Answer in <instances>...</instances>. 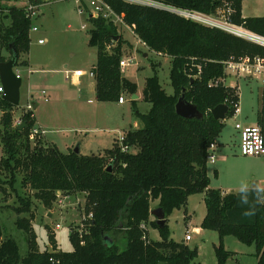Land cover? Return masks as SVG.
Returning a JSON list of instances; mask_svg holds the SVG:
<instances>
[{
    "label": "trees",
    "instance_id": "trees-1",
    "mask_svg": "<svg viewBox=\"0 0 264 264\" xmlns=\"http://www.w3.org/2000/svg\"><path fill=\"white\" fill-rule=\"evenodd\" d=\"M25 1L41 7L45 0ZM105 1L149 51L170 58L173 94L165 91L158 76L147 78L143 98L149 111L136 114L142 128L125 133V145L130 150L122 152L117 139L112 149L91 156L74 151L64 154L51 145L32 146L34 112L23 113L21 125L25 127L20 129L14 124L17 107L2 100L0 143L4 156L0 159V171L12 175L11 186L21 174L22 187H29L47 205L58 192L66 197L83 193L85 215L92 213L93 219L80 237L71 231L73 251L63 252L58 250L53 235L48 240L52 251L41 249L32 226L33 215L30 219L19 218L17 228L26 234L29 249L24 258L18 243L6 238L0 226V264H193L198 247L171 239L168 218L174 211L186 209L190 196L202 193H206L207 214L201 228L215 231L220 237L217 264H227L233 256L223 244L228 236L254 245L257 264H264V191L243 189L224 194L209 188L207 173L210 148L225 128L223 121L212 116V110L226 104L230 108L228 118H233L240 102L237 89L210 87V82L225 78L226 61L264 58V47L166 9L122 0ZM150 1L207 16L216 15L227 3L233 11V25L264 37V17L244 18V0ZM83 7L88 10L84 3ZM7 16L11 20L9 26L3 27L0 18L1 47L11 55L14 47L20 60L22 54L30 51L32 21L24 9L11 8ZM88 20L93 25L89 45L97 48V101L119 102L124 93L135 95L137 85L123 76L120 67L126 41L117 26L102 17L94 19L89 15ZM116 37L120 39L116 41ZM5 61L0 58V63ZM183 95L204 115L203 119L188 120L177 115L176 104ZM257 125L264 136V104ZM19 202L16 212L29 213L32 200L19 196ZM155 202L158 205L152 208ZM156 209H161L167 219L164 228L158 226L155 218L151 219V212ZM148 228L159 232L160 241L149 238ZM106 237L113 239V243L106 242Z\"/></svg>",
    "mask_w": 264,
    "mask_h": 264
},
{
    "label": "rangeland",
    "instance_id": "rangeland-1",
    "mask_svg": "<svg viewBox=\"0 0 264 264\" xmlns=\"http://www.w3.org/2000/svg\"><path fill=\"white\" fill-rule=\"evenodd\" d=\"M25 5V0H0V18H2L3 27L10 24L11 20L7 16L9 9H23ZM78 6L77 0H45L39 9V17L32 20V27H37L38 32H31L30 29V51L20 56L18 65L13 69L15 75H20L22 80L20 105L14 111V124L18 126L16 122L21 119L28 106L37 105L38 108L33 111L37 120L45 127L46 133L43 136L44 140L38 137L32 141V146L39 144L56 146L64 154H69L78 148L80 154L84 156L100 155L112 149L116 140L125 134L128 128H134L137 123L143 126L136 114L146 113L149 109V105L143 98L147 78L158 76L165 91L169 95L173 94L169 78L171 60L149 51L138 41L130 27L115 19L114 25L126 41L123 45L122 60L132 58L130 64L122 69L123 76L137 85L135 95L139 97V100L134 102V95L124 93L122 95L124 104L98 102L95 97L96 89L91 90L95 79L89 75L81 78L82 83L89 84L86 95L79 94L78 88H74L71 82L65 79L64 72L81 70L89 73L92 71L96 65L97 48L89 45L90 32L93 29V25L88 20L89 14H81ZM242 8L246 17H264V0H244ZM215 17L218 15H213V18ZM83 25L86 26L85 29L82 28ZM40 39L47 41L39 44ZM144 54L148 57H144ZM0 58L5 59V62L11 58V53L1 47V42ZM221 85L237 89L240 95L239 106L243 115L247 116L249 121H254L257 110H260L264 104V83L229 76L228 80ZM0 86H2L1 81ZM1 101L2 95H0ZM1 115L0 108V119ZM234 122V118H227L224 123L229 129ZM38 128H40L39 124L35 123L34 129ZM227 152L229 155L226 160L218 161L217 164H212L209 160L211 188L230 190L233 194L239 192V189L250 187L262 188L261 190L264 191V156H242L239 142L236 147L228 146ZM3 156L4 151L0 143V159ZM214 168L218 169L217 175ZM11 177L12 175L8 172L0 171V226L6 238H11L18 243L21 258L26 257L29 249L27 236L24 231L17 228L16 222L19 218L30 219L32 215L34 217L32 226L41 249L47 248L52 251L48 240L49 236L53 235L57 239L59 251H73L71 231L80 237L87 229L89 222L85 217V195L71 193L66 198L59 192L56 199L47 205L37 199L35 192L29 187H22L21 174L16 176L14 186L10 184ZM19 196L32 200L29 213L19 215L16 212L20 206ZM193 207L195 206L191 203L190 214H192V222L196 225L202 211L195 209L193 213ZM185 215V211L182 210L170 218L171 234L177 241L185 239L187 231L183 220ZM58 224L61 227L56 229ZM154 230L148 228L149 238L160 241L157 240L159 232ZM187 243L191 247H198V257L193 264H217L216 247L220 245L217 232L208 231L201 236L193 235L192 241ZM223 244L226 250L233 253L227 264H257L254 245H245L233 236L225 237Z\"/></svg>",
    "mask_w": 264,
    "mask_h": 264
},
{
    "label": "built area",
    "instance_id": "built-area-1",
    "mask_svg": "<svg viewBox=\"0 0 264 264\" xmlns=\"http://www.w3.org/2000/svg\"><path fill=\"white\" fill-rule=\"evenodd\" d=\"M79 5H82L79 9L81 14H89L92 18H100L106 19L107 21L112 20L110 22H115V19L119 20L121 23L123 20L120 16H118L112 8L106 3L105 0H77ZM128 3L138 4V5H144V6H151L159 9H166L169 10L175 14H178L186 19L192 20L193 22L208 26L217 28L220 30H223L227 33H230L234 36L243 38L245 40L253 41L251 39H248L246 37H243L242 35L238 34L237 30H243L248 33H251L241 27L235 26L230 22V18L233 14V11L231 10L230 6L226 3L225 8L220 9L217 12L218 17L213 18V16H207L201 13L197 12H191V11H184V10H178L173 8H167L164 7L158 3L152 2L150 0L142 1V0H122ZM83 3L87 5L88 10H86L83 7ZM41 7H38L31 3L30 1H26V5L24 6V10L26 13V16L32 21L33 19L39 17L40 9ZM83 29L86 28L85 25L82 26ZM31 32H38L37 27H31ZM253 34V33H251ZM256 35V34H254ZM258 36V35H256ZM258 38H262L258 36ZM257 42V41H253ZM39 44H44L45 40H39ZM142 43V42H141ZM258 44L264 46V43L257 42ZM144 47L146 45L142 43ZM147 48V47H146ZM148 49V48H147ZM132 61V58H129L128 60H121L120 67L121 69L127 67L130 62ZM225 68V78H222L221 80H218L217 82H210V87L212 86H220L221 83L224 84L225 81L228 80L229 76H232L233 78H240V79H253V80H260L262 83H264V58L261 57H255L253 59L250 58H241L238 60L231 59L229 61H226L223 63ZM86 75H89L91 78H95L94 69L90 71L89 73H86L84 71L78 70V71H67L66 72V79H71L72 77L76 78H82ZM18 78H21L20 75H17ZM237 88V87H236ZM4 91L3 88L0 87V95H3ZM45 95V93H43ZM120 104H124L125 100L123 97L119 100ZM33 111L32 106H28V109L26 111ZM240 113L239 106L236 107L235 113L233 118H235ZM22 124L21 119L16 122V125L20 126ZM235 130L239 134V150L240 154L245 157H263L264 156V136L262 133V129L258 126H245L241 123L235 124ZM42 130L41 129H32L30 134L31 141L35 140L38 137H42ZM126 135L123 134L119 137L118 141L122 148V152L127 153L130 149L129 146L125 145V137ZM214 145L210 148V157L208 160L214 161L215 157L213 154ZM59 193V192H58ZM90 221L93 219V214L90 213L85 216ZM89 223V222H88ZM61 226L58 224L56 225V229H59ZM88 227V226H87ZM143 228H145V225H142ZM87 230V229H86ZM85 230V231H86ZM194 232L187 233L185 240L186 242H189L192 240ZM146 240L147 237H144Z\"/></svg>",
    "mask_w": 264,
    "mask_h": 264
},
{
    "label": "crops",
    "instance_id": "crops-1",
    "mask_svg": "<svg viewBox=\"0 0 264 264\" xmlns=\"http://www.w3.org/2000/svg\"><path fill=\"white\" fill-rule=\"evenodd\" d=\"M44 3H45V1H44ZM43 3V4H44ZM43 6V5H42ZM242 11H243V8H242ZM242 15H243V17L244 18H249V17H246L244 14H243V12H242ZM254 17H259V16H254ZM40 40H42V39H40ZM45 40V42L47 41L46 39H44ZM138 41L141 43V41L138 39ZM142 44V43H141ZM144 57H148V55L147 54H144ZM76 71H78V70H76ZM67 72V71H66ZM66 72H64V74H65V79H66ZM71 72V71H70ZM73 72V71H72ZM21 79V78H20ZM67 80V79H66ZM67 81H70L71 82V85L74 87V88H78V93L79 94H81V95H86V90H88L89 89V84L88 83H82L81 82V78H76V77H72L71 79H68ZM256 81H260V80H256ZM0 87H2V86H0ZM79 87H81V89L79 88ZM95 89H96V83H94V84H92V91H95ZM239 89V88H238ZM240 96V95H239ZM96 97V96H95ZM136 97V98H135ZM240 98V97H239ZM96 100H97V98H96ZM136 100H139V97L138 96H136V95H134L133 96V101H135L136 102ZM89 102H91V100H89ZM240 103V102H239ZM38 108V106L37 105H35L34 107H33V109L35 110V109H37ZM239 109H240V106H239ZM259 110V109H258ZM258 110H257V113H256V118H255V120L254 121H249L248 120V118H246L247 116H244L243 115V113H242V111H241V109H240V113L234 118L235 119V122H234V124H232L230 127H229V129H228V127L227 126H225V128L223 129V131H222V133H221V136L216 140V142H215V144H214V149H213V154H214V157H215V159H214V161H211L212 162V164L213 163H215V164H217V162L218 161H223V160H226L227 159V157H228V155H229V153L227 152V147L229 146H237L238 145V142H239V134H238V132L235 130V124L236 123H241L242 125H245V126H255V125H257V121H258V114H259V112H258ZM15 111V110H14ZM149 111V109H147V112ZM260 111V110H259ZM34 112V111H33ZM146 112V113H147ZM138 113H140V112H138ZM2 114H3V112H2ZM243 115V116H242ZM2 116V115H1ZM13 116H14V113H13ZM34 117H35V114H34ZM35 121H36V123L37 124H39V129H41L42 130V132H43V134H42V139L44 140V137L43 136H45V133H46V131L44 130V126H43V124L41 123V122H39L38 120H37V118L35 117ZM15 123V122H14ZM143 126L140 124V123H137V124H135V126H134V128H128V130H130V129H133V130H135V129H139V128H142ZM128 130H126L125 131V133L128 131ZM208 163H209V160H208ZM219 163V162H218ZM209 166H208V164H207V173H208V176H209V178H211V173H210V170H209V168H208ZM214 169H216V168H214ZM218 174V169H216L215 170V175H217ZM209 188L210 189H216V190H221L224 194H230V193H233V192H231L230 190H224L223 191V189H221V188H211V186H209ZM249 189H262V188H256V187H250ZM241 190H243V189H239L238 191H241ZM238 193V192H237ZM69 196H67L66 198H68ZM205 197H206V193H202V194H196V195H192V196H190L189 197V199H188V204H187V207H186V209H184V211H185V216H183V220H184V222H185V224H186V227H187V231H186V235H187V233H191V232H194V234L193 235H198V236H201V235H203L204 233H206V232H208V230H203L202 228H201V225H202V223H203V221H204V218H205V216H206V214H207V209H206V204H205ZM191 203L193 204V206H195V207H193L192 208V212L194 213L195 212V209H201V211H202V213H201V216L199 217V219H198V222H197V224L195 225L194 223L195 222H192V214H190V212H191ZM157 205H158V202H155V203H153L152 204V208H156L157 207ZM190 210V211H189ZM182 210H176V211H174L173 212V214L168 218V226H169V228H170V218L176 213V212H181ZM153 220V219H152ZM189 231H191V232H189ZM154 232H157V231H155L154 230ZM170 232H171V230H170ZM157 234V233H156ZM186 235H185V237H186ZM158 238H157V240H160V237H159V233H158ZM171 239H173L175 242H178V243H185V244H187L188 246H190L187 242H186V240L185 239H183L182 241H177V240H175V238L172 236V234H171ZM192 241V240H191ZM191 241H189V242H191ZM191 247V246H190Z\"/></svg>",
    "mask_w": 264,
    "mask_h": 264
},
{
    "label": "water",
    "instance_id": "water-1",
    "mask_svg": "<svg viewBox=\"0 0 264 264\" xmlns=\"http://www.w3.org/2000/svg\"><path fill=\"white\" fill-rule=\"evenodd\" d=\"M120 37H116L118 41ZM18 64V53L13 47L12 55L9 61L0 63V81L4 91L2 95V100L10 103L11 105L18 107L20 105V88L22 85V80L15 75L13 69ZM136 98V97H135ZM229 106L226 104H221L212 110V116L218 120L225 122L229 114ZM176 113L178 116L188 120L194 119H203L204 115L198 110V108L185 100V95H183L176 104ZM24 125L20 126V129H23ZM76 154H80L79 149L77 148L74 151ZM151 216L154 217L157 221V224L160 228H164L167 224V219L165 218L164 213L161 209H156L151 212ZM113 241L106 237V242ZM108 247L107 244H105Z\"/></svg>",
    "mask_w": 264,
    "mask_h": 264
},
{
    "label": "bare ground",
    "instance_id": "bare-ground-1",
    "mask_svg": "<svg viewBox=\"0 0 264 264\" xmlns=\"http://www.w3.org/2000/svg\"><path fill=\"white\" fill-rule=\"evenodd\" d=\"M237 31H238L237 33L242 35L243 37H246V38L251 39L253 41L264 43V39L258 38V36L254 35V34L248 33V32L243 31V30H237Z\"/></svg>",
    "mask_w": 264,
    "mask_h": 264
}]
</instances>
